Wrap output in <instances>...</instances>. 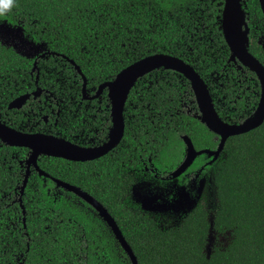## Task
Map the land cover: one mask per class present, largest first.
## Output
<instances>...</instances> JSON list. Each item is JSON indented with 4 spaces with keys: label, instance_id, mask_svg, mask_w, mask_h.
Wrapping results in <instances>:
<instances>
[{
    "label": "trees",
    "instance_id": "1",
    "mask_svg": "<svg viewBox=\"0 0 264 264\" xmlns=\"http://www.w3.org/2000/svg\"><path fill=\"white\" fill-rule=\"evenodd\" d=\"M223 5L224 0H17L0 20L18 26L44 51L28 58L0 44V121L80 146L100 145L113 126L110 101L106 90L83 100L81 75L92 96L131 63L164 53L201 76L224 122L241 123L256 112L260 84L254 72L229 60ZM241 8L248 24L247 50L264 64L259 1L242 0ZM102 13L116 24L97 25L99 32L86 29ZM24 94L30 98L20 109H8ZM123 120L121 141L102 157L75 162L39 155L38 166L49 177L30 167L22 193L30 150L0 139V264H132L97 212L52 178L101 203L138 264H264V120L227 138L215 161L202 154L178 177L186 183L187 174L201 177L212 169L216 204L211 222L201 199L177 225L164 228L132 200L131 187L143 176L168 178L185 156L182 136L196 150H215L220 138L201 122L190 81L163 67L135 82ZM210 229L229 232L230 239L206 254Z\"/></svg>",
    "mask_w": 264,
    "mask_h": 264
},
{
    "label": "water",
    "instance_id": "2",
    "mask_svg": "<svg viewBox=\"0 0 264 264\" xmlns=\"http://www.w3.org/2000/svg\"><path fill=\"white\" fill-rule=\"evenodd\" d=\"M241 1L242 0H224L221 14V28L226 44L230 50L229 60L233 62L239 61L254 72L259 81L260 97L256 112L252 117L245 119L239 124L224 122L216 112L208 87L201 76L191 65L169 54L156 53L131 63L119 71L112 80L101 83L92 96L86 94V80L84 76L81 75L83 79L82 99L93 100L104 90L107 91L113 121V126L108 133V140L96 146H80L64 138L48 135L46 133L23 132L0 121V132H2V134H0V139L3 142L10 146L23 147L30 150L26 161V174L21 186V193L27 182L30 167H33L40 176L49 177V175L40 170L38 166L39 155L62 158L68 161L85 162L102 157L114 149L119 144L124 134L123 110L131 88L140 77L161 67L176 71L190 81L200 113L201 122L216 135L215 139L220 138L215 150H196L190 138L186 135L182 136L185 145V156L177 168L170 172V178H178L192 165L194 160L202 154L212 156L211 162L215 161L223 151L227 138L249 132L260 126L264 120V64L247 50L250 39L248 24L241 8ZM258 1L264 17V0ZM69 61L73 63V61ZM33 64L32 70L34 71L36 68V60ZM75 68L77 72L81 74L79 68L77 66H75ZM38 95L39 93L33 92V96ZM29 98V94L17 96L9 103L8 109H20ZM52 181L57 187L73 193L91 206L109 227L115 239L128 255L131 263L138 264L131 247L123 237L115 220L101 203L77 186L55 178H52Z\"/></svg>",
    "mask_w": 264,
    "mask_h": 264
},
{
    "label": "rangeland",
    "instance_id": "3",
    "mask_svg": "<svg viewBox=\"0 0 264 264\" xmlns=\"http://www.w3.org/2000/svg\"><path fill=\"white\" fill-rule=\"evenodd\" d=\"M0 28L5 33L15 34L27 44L28 47L21 46L18 48L19 41L0 40V44L11 47L19 54L33 58L44 51L42 43H35L27 38L18 26H13L6 21L0 20ZM258 41L264 49V39H259ZM190 174V177H193L196 173ZM194 179L193 186L190 187L186 183H180L177 178L168 177L159 181L157 178L143 176L135 181L131 187L130 195L142 211L159 221L161 228L172 224L177 225L182 217L201 199L205 200L209 211V221L211 222L212 212L216 204L213 171L212 169L208 170L200 178ZM193 192L195 195L190 194ZM229 239V232L218 234L210 229L205 253L209 254L214 245L224 247Z\"/></svg>",
    "mask_w": 264,
    "mask_h": 264
},
{
    "label": "snow or ice",
    "instance_id": "4",
    "mask_svg": "<svg viewBox=\"0 0 264 264\" xmlns=\"http://www.w3.org/2000/svg\"><path fill=\"white\" fill-rule=\"evenodd\" d=\"M109 23L116 24V21L115 20H112L111 22H109L108 19L106 18V15L102 13L100 16H98L96 18L95 24L85 25V27H86V29L87 28H90V29H93V30L99 32L100 29L97 28V25H100L101 27H103V25L109 24ZM118 26L119 25H117V27ZM111 30L112 29L109 26V28L107 29V31H111ZM0 40H8V41H12V42L19 41L18 48H20L21 46L28 47L27 44L24 41H22L21 39H19L15 34L5 33V31L2 28H0ZM0 134H2V132H0Z\"/></svg>",
    "mask_w": 264,
    "mask_h": 264
},
{
    "label": "clouds",
    "instance_id": "5",
    "mask_svg": "<svg viewBox=\"0 0 264 264\" xmlns=\"http://www.w3.org/2000/svg\"><path fill=\"white\" fill-rule=\"evenodd\" d=\"M17 0H0V18L5 17L6 14L10 13L14 7H16ZM195 195V193H190Z\"/></svg>",
    "mask_w": 264,
    "mask_h": 264
},
{
    "label": "flooded vegetation",
    "instance_id": "6",
    "mask_svg": "<svg viewBox=\"0 0 264 264\" xmlns=\"http://www.w3.org/2000/svg\"><path fill=\"white\" fill-rule=\"evenodd\" d=\"M36 93H39V95H40V91L39 92H36ZM32 96H33V92H32V94H31ZM38 95V96H39ZM84 100V99H83ZM91 101V100H90ZM46 119V120H45ZM44 121H47V118L46 117H44ZM96 146V145H95ZM191 176V174H187L186 175V177L187 178H189L187 181H186V184L188 185V186H193V183H194V181H195V179L194 178H200V177H197V174H195L193 177H190ZM192 178V179H191ZM178 179V178H177Z\"/></svg>",
    "mask_w": 264,
    "mask_h": 264
}]
</instances>
